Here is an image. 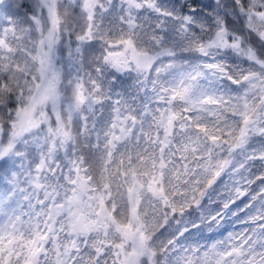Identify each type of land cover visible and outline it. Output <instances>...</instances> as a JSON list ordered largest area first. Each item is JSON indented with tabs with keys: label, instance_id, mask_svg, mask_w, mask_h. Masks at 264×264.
<instances>
[{
	"label": "snow or ice",
	"instance_id": "obj_1",
	"mask_svg": "<svg viewBox=\"0 0 264 264\" xmlns=\"http://www.w3.org/2000/svg\"><path fill=\"white\" fill-rule=\"evenodd\" d=\"M0 264H264V0H0Z\"/></svg>",
	"mask_w": 264,
	"mask_h": 264
}]
</instances>
